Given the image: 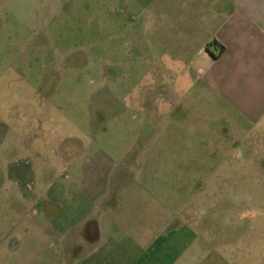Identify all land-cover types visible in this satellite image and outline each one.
Returning <instances> with one entry per match:
<instances>
[{"label": "crops", "instance_id": "1", "mask_svg": "<svg viewBox=\"0 0 264 264\" xmlns=\"http://www.w3.org/2000/svg\"><path fill=\"white\" fill-rule=\"evenodd\" d=\"M104 8L122 15L126 44L147 47L158 84L166 81L151 97L133 90L134 100L121 102L147 111L146 126L158 127L152 139L169 119L210 134L217 150L247 142L243 150L264 158V0H104ZM178 111L183 123L170 118ZM30 137L10 136L15 180L0 184V264H264V217L246 210L241 219L233 199H203V216L196 212L202 200L193 201L197 181L187 165L214 153H126L110 165L72 168L56 150L55 165L31 166ZM247 205L264 214V202Z\"/></svg>", "mask_w": 264, "mask_h": 264}, {"label": "rangeland", "instance_id": "2", "mask_svg": "<svg viewBox=\"0 0 264 264\" xmlns=\"http://www.w3.org/2000/svg\"><path fill=\"white\" fill-rule=\"evenodd\" d=\"M121 17L107 13L104 0H0V184L15 180L8 162L13 157L8 154L13 134L31 136L25 156L31 166L55 165L56 150L72 168L110 165L126 153L207 152L214 157L192 158L187 165L197 181L191 186L193 201L202 200L196 212L203 216V199L210 204L233 199L240 201L234 208L241 219L250 210V217L260 220L263 212L251 210L247 203L264 202V158L243 150L247 142L235 144L236 151L230 143L217 150L219 142L210 134L189 123L168 124L169 119L163 120L160 140H154L151 136L158 127L146 126L150 118L146 110L121 108V102L134 100L127 98L129 91L151 97L158 86L166 88V81L158 84L147 47L126 44ZM111 18L118 23H110ZM190 112L191 118L199 114ZM178 114L173 112L170 118L183 123L184 113ZM190 130L195 132L185 138ZM18 143L24 144L23 139ZM20 156L24 159L23 153ZM127 159L128 165H135L134 158ZM127 159L122 156L121 162ZM160 161L168 167L167 158ZM176 176L178 181L181 175ZM205 185L209 188L204 193ZM223 208L228 207L211 210ZM220 213L221 219L225 217Z\"/></svg>", "mask_w": 264, "mask_h": 264}]
</instances>
